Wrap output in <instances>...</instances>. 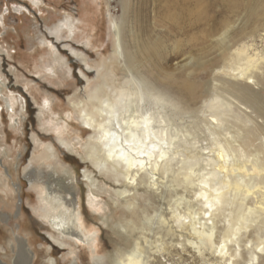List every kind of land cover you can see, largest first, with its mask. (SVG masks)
<instances>
[{
	"label": "rangeland",
	"instance_id": "374dc122",
	"mask_svg": "<svg viewBox=\"0 0 264 264\" xmlns=\"http://www.w3.org/2000/svg\"><path fill=\"white\" fill-rule=\"evenodd\" d=\"M13 5L22 7L24 14ZM93 5H98V12L88 13L75 32L64 28L57 36L49 31L62 19L60 15L76 20L84 7L92 11ZM109 14L119 23L123 58L114 53L116 38L109 30ZM3 15L0 81L9 89L0 91V259L15 264H120L144 236L153 264H229V257H214H219V244L232 236L244 216L243 224L250 228L242 230L244 254L236 264H251L264 248V209L241 211L239 206L262 200L257 191L264 188V63L249 61L238 52L264 55V0H0V18ZM56 58L67 64L56 62L51 72L48 65ZM102 62L106 67L114 64L117 76L129 70L136 77L173 79L171 91L181 102L177 107L146 94L149 110L161 108L173 120L181 155L173 163L174 174H165L170 178L160 191L151 187L148 175L140 178L129 214L127 208L112 204L105 211L90 209L83 183L88 169L110 193L124 185L123 178L114 182L112 175L97 174L92 164L81 159V144L90 133L82 131L69 101L75 90L88 91L87 79L95 78ZM46 65L48 69L43 68ZM253 71L257 85L246 78ZM185 83L193 87V94ZM48 98L50 110L45 104ZM77 136L82 143L74 139ZM63 137H71L73 150L59 143ZM48 144L56 145L61 163L44 161ZM49 180L52 185L78 187L69 189L80 195L85 220L81 233L90 236L95 228L96 242L65 238L67 244H62L52 238L54 231L38 211V191ZM229 180L234 184L228 201L210 219L206 196L201 194L214 195L213 186ZM104 197L110 204V197ZM179 215L193 223L182 225ZM125 219L137 226L129 241L116 228ZM200 224L205 228L196 231ZM16 238L33 248L32 260L19 247L12 257ZM228 243L238 250V244ZM258 264H264V253Z\"/></svg>",
	"mask_w": 264,
	"mask_h": 264
},
{
	"label": "bare ground",
	"instance_id": "6f19581e",
	"mask_svg": "<svg viewBox=\"0 0 264 264\" xmlns=\"http://www.w3.org/2000/svg\"><path fill=\"white\" fill-rule=\"evenodd\" d=\"M98 8V5H93L91 11L84 7L80 17L76 20L71 18V16L66 19V16L60 15L63 16L62 19L59 20V23L49 31L57 36H62L64 28H67L70 33L75 32V30L79 28V23L81 25L83 20L87 18L88 13L98 12ZM13 9L17 12L23 11L22 7L17 5L14 6ZM4 16L5 15L0 18V24L3 25H5ZM261 16L262 15H259V17ZM109 30L116 38V48L114 53L120 58H123L124 52L119 23L116 18L111 16V14H109ZM56 49H53L55 56L57 55ZM238 53L239 55H244L249 61L256 60L258 64L264 63L263 54L256 53L251 56L247 50L243 49ZM56 62H59L61 66H66L65 64H67L66 60H59L56 58L55 61H53V64L48 63V66L51 67L49 69L51 72L55 71L53 67ZM48 66H43V68L48 69ZM126 71L127 70H125V72ZM254 73V71L251 72V75L246 78L253 82L255 81V85H257V78ZM124 75L117 76L114 64L106 67V63L102 62L96 71L95 78L92 80L87 79L88 89L86 90L88 91L84 90L82 92L75 90L73 97L70 98L69 101H72L76 113L75 118L77 117L78 121H80L82 131H88L90 133L84 143L81 142V137L77 136L74 138L75 140H78L79 143H82L81 145L84 149V156H82L81 159L92 164L95 167L97 174L101 175L106 173L112 175V180H114V182L119 183L121 181L120 178L124 179V185L120 186L121 189L114 193H110L107 188L103 187L93 171L88 169L84 170L83 183L87 187L88 207L95 211H105L106 205L111 206L112 204L116 208L122 206L127 208L126 212L129 214L132 208L131 201L134 199L132 193L135 192V190L137 191L140 178L143 177L144 174L148 175L151 180L149 181L151 182V187L154 188L155 191H160L161 187L164 185V180L170 178L166 175L170 171L174 174L173 163L176 158L181 155L179 152V134L174 128L173 120L161 108L158 109L157 107L153 111L149 110L145 99L146 94L151 95L159 102L169 101L170 104L177 107H180L179 105L181 102L179 100L176 101L171 91L173 79L161 82L159 80L156 81L151 77H136L129 70L128 73H125ZM240 76L245 78L243 75ZM185 88L191 94L195 91L189 83H185ZM247 88L252 91V85H250V83L247 84ZM6 89H9L8 85L0 81V91ZM45 104L48 106V110H50L52 104L51 98H48ZM178 115L180 116L179 113ZM177 122V124H179V121ZM59 143L65 146L67 151L73 150V147H75L71 142V137L68 139L64 137L59 139ZM45 155L46 156L44 157L46 159H44V161L51 158L57 160L58 163H61L60 161L62 159H60L55 144H48L46 146ZM64 172L70 175L71 181L74 180L73 174L68 168L64 169ZM192 174H194V171ZM163 175L166 177H162ZM51 183V180L44 182L43 184L45 186L42 190L38 191L39 194L41 193L39 196L41 203L38 206V211L39 214L47 220L52 232L54 231L55 234H52V238L56 237L55 241H60L62 244H67L65 238L74 239L77 243V240L82 243L86 242V244L96 242V235L99 232L95 228L92 229V235L90 236L84 237L81 233V231L83 232V230H81L82 227L85 228V220L83 218V211L79 205L80 195L78 196L77 190L76 192H70L69 189L71 187L72 189L78 187H76L74 183L65 186L56 182H54V185ZM3 184L4 187L7 188L8 182L4 181ZM233 184L234 182L231 180L228 182H222L219 183L218 188L213 186L215 192L214 195H206L207 193L201 194L202 198L206 196V204L209 211L208 216L210 219H212L213 215L216 213L218 209L217 207L228 201L226 200V197L230 195L229 188ZM237 187H239V185H237ZM251 189H255V185H253ZM261 189L262 191H260ZM263 191L264 188L262 187L257 191V195L260 196L259 198H262V200H264ZM64 193L68 195L70 194V198L68 199ZM260 193H262V195H260ZM105 195L110 197V204L106 203L107 200L104 197ZM5 196H7L6 193ZM262 200L252 199L251 202L240 204L239 210L251 211V208L263 210L264 206L262 205ZM13 216L7 218V220H11ZM179 217L183 216L179 215ZM103 219L104 222H107L105 217ZM187 220L188 222H186ZM245 220L246 218L244 219V216L241 217L239 223L234 227L235 229L232 236L221 241L217 251L219 257H214L215 260L218 258L229 257V264H236L238 258L243 256L244 252L242 250V245L240 244L244 237L242 230H248L250 228V225L246 226L243 224V221ZM162 221L165 223L164 220ZM192 223V218L183 217L181 219L182 225H191ZM116 228L125 235L127 241L133 239L134 232L137 230L134 221H128V219L120 222ZM204 228L205 224H200V228L196 227L195 230L201 231V229ZM143 242L146 243V241H144V236L143 238H138L135 246L132 247V251L128 252L124 259H121L122 262H120V264H153L151 254L148 251V248L144 246L145 244ZM228 242L238 244V250L235 252ZM25 243L24 240L16 238V243L12 245L11 249L13 258L17 253V247L26 251L30 256V260L35 257L32 250L33 248ZM1 248L2 250L7 251V249L5 250V247ZM262 253H264V248L255 255L251 264H258ZM53 262L55 263V260L51 259L50 263ZM0 264H15V262L12 261L8 263L0 259Z\"/></svg>",
	"mask_w": 264,
	"mask_h": 264
}]
</instances>
